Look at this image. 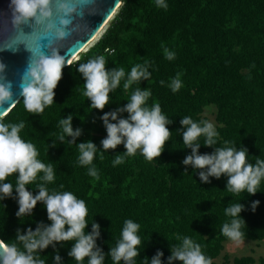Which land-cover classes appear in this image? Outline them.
I'll return each mask as SVG.
<instances>
[{
	"label": "trees",
	"instance_id": "trees-1",
	"mask_svg": "<svg viewBox=\"0 0 264 264\" xmlns=\"http://www.w3.org/2000/svg\"><path fill=\"white\" fill-rule=\"evenodd\" d=\"M165 3L167 9L157 7L156 0H121L104 32L64 68L53 103L34 115L25 109L22 97L0 121L24 123L21 137L36 147L37 159L53 167L55 179L46 184L49 193L72 192L85 201L89 224L85 232L91 231L92 223H99L97 244L105 253L116 246L125 221L131 219L140 225V254L134 258L135 264H146L145 258L158 250L163 251L162 259L168 264L170 244L179 246L185 237L199 244L205 257L215 264L229 240L222 227L233 219L225 212L230 204L245 205L237 217L242 222L243 239L264 241V179L254 196L246 191L230 193L226 176L210 177V183L200 182L199 174L182 164L191 149H184L181 132L176 129L182 127L180 120L185 116L197 123L207 120L205 108L215 106L216 146L245 149L253 164L264 160V0ZM165 49L175 54L173 60L165 58ZM100 55L109 69L123 68L127 74L140 64L151 72L149 79L134 83L128 90L123 89L122 79L110 93L103 112L127 104L136 88L148 90L151 95L145 106L159 104L162 114L174 121L168 125L172 132L161 157L148 161L140 150L127 156L122 144L115 150L99 148L107 135L100 119L103 112L89 107L91 101L83 94L84 81L77 68ZM177 76L182 87L173 92L169 85ZM68 115H73V128L82 129L77 143L91 139L98 146L91 166L78 163V145L68 142L71 137L59 140L58 122ZM204 140L201 136L198 142L203 144ZM212 151L214 148L203 145L200 148L202 154ZM117 155L124 162L114 166ZM92 166L97 170L96 177L88 174ZM42 175L39 173L37 180L28 185L29 191L38 193ZM7 181L15 187L16 174ZM15 196L14 191L12 197L0 200V238L7 247L23 251L22 242L16 238L17 229L35 230L39 222L51 221L41 202L32 215L17 217ZM255 201L259 204L253 208ZM72 243L50 245L34 255L45 264H53L59 249L61 264H77L68 255ZM232 263L264 264V255L235 257ZM83 264H88L87 257ZM104 264L114 262L105 255Z\"/></svg>",
	"mask_w": 264,
	"mask_h": 264
},
{
	"label": "clouds",
	"instance_id": "clouds-1",
	"mask_svg": "<svg viewBox=\"0 0 264 264\" xmlns=\"http://www.w3.org/2000/svg\"><path fill=\"white\" fill-rule=\"evenodd\" d=\"M93 2L94 0H11L13 29L18 36L30 39H17L15 44L0 45V50L17 51L18 45L23 43L31 52L28 65L17 85L28 112L39 115L55 100V89L63 78V70L66 64L71 65L55 45L71 34L70 27L74 25L75 18H83L85 9ZM156 6L165 9L168 7L165 0H156ZM25 24L33 27L31 33H24L21 25ZM44 40H47L46 45ZM44 47L50 49V54L43 51ZM165 58L173 60L175 54L165 49ZM5 69L6 65L0 62V105L10 102L15 95L13 83L4 76ZM77 71L83 77V94L91 101L89 107L101 112L109 104L110 93L120 86L122 79L123 89L128 90L134 83L151 76L146 65L137 64L127 74L123 68L109 69L103 55L80 64ZM169 86L173 92L178 91L182 87L179 76ZM150 95L148 90L136 88L127 104L118 106L113 111L103 112L100 119L107 135L101 140L99 148L105 151L115 150L122 144L127 156L135 155L140 150L148 161L161 157L172 132L168 125L174 121L162 114L159 104L145 106ZM122 113H127V116L121 115ZM72 121L73 115H68L58 122L61 129L59 140L71 137L68 142L78 145V163L91 166L98 146L91 139L77 143L76 138L82 134V129H74ZM180 124L182 127L176 130L181 132L184 149H191V154L186 155L182 164L190 165L199 174L200 182L210 183V177L220 179L226 176V189L230 193L240 194L246 191L249 195L257 194L258 186L264 179V160H257L253 164L248 161L245 149L217 147L218 133L214 124L207 120L197 123L185 116ZM24 126L23 122L5 124L0 121V200L12 197L15 191L19 205L16 215L20 218L32 215L38 202H41L51 223L39 222L35 230L31 227L26 231L18 228L16 238L22 242L24 250H18L15 246L4 248L3 255L0 256L2 264H45L44 260L34 254L44 252L50 245L55 247L66 241H74L68 255L77 264H83L86 257L88 264H104L105 255L110 256L114 264H120L121 261L123 264H135L134 258L140 254L137 250L141 244L137 235L140 225L131 219L126 220L120 240L105 253L97 244L100 236L99 223H92L91 231L85 232L89 225L85 201L78 199L72 192L49 193L46 184L55 179L53 167L37 159L36 147L21 137L20 132ZM201 136L205 137L203 144L198 142ZM202 145L214 148V151L202 154ZM123 162V157L117 155L113 165ZM39 173L43 175L39 177V191L34 194L29 191L28 185L37 180ZM13 174H16L15 187L7 181ZM88 174L93 177L98 175L94 166L88 168ZM258 204L259 201H255L253 208ZM244 209L245 205L242 203L230 204L225 209L226 214L233 219L223 225L222 233L237 245L243 242L244 235L241 231L242 222L237 217L241 216ZM170 251L168 264H175L176 261L181 264H212L211 259L202 253L201 246L188 237L179 246L170 244ZM163 256V251L158 250L152 257L145 258L146 264H164ZM53 264H61L59 249L53 256Z\"/></svg>",
	"mask_w": 264,
	"mask_h": 264
},
{
	"label": "water",
	"instance_id": "water-1",
	"mask_svg": "<svg viewBox=\"0 0 264 264\" xmlns=\"http://www.w3.org/2000/svg\"><path fill=\"white\" fill-rule=\"evenodd\" d=\"M120 5L121 0H94L91 6L85 9L83 18L79 16L75 18L74 25L70 27L71 34L55 45L61 55L65 57L66 62L71 59V62L77 60L79 53L86 50L99 37ZM12 14L11 0H0V45L15 44L17 39H30L16 34L11 23ZM21 28L24 33L33 31V27L28 24L21 25ZM43 43L46 45L47 40H44ZM43 51L50 54V49L47 47H44ZM30 56L31 52L26 49L23 43L18 45L17 51L0 50V62L6 65L4 76L6 80L13 83V92L15 93L10 102L0 105V118L6 115L22 98L17 85L20 82L21 74L28 65ZM4 248L8 247L0 238V256L3 255Z\"/></svg>",
	"mask_w": 264,
	"mask_h": 264
},
{
	"label": "rangeland",
	"instance_id": "rangeland-1",
	"mask_svg": "<svg viewBox=\"0 0 264 264\" xmlns=\"http://www.w3.org/2000/svg\"><path fill=\"white\" fill-rule=\"evenodd\" d=\"M216 111L217 110L215 106H208L205 108L204 111V116L207 118V121L213 123L215 127L217 125ZM245 255H254L255 257L264 255V241L259 242V241L243 239V242L237 245L234 242L228 240L224 243V250L222 251L221 255L215 260L214 263L233 264L232 261L235 257H241Z\"/></svg>",
	"mask_w": 264,
	"mask_h": 264
},
{
	"label": "bare ground",
	"instance_id": "bare-ground-1",
	"mask_svg": "<svg viewBox=\"0 0 264 264\" xmlns=\"http://www.w3.org/2000/svg\"><path fill=\"white\" fill-rule=\"evenodd\" d=\"M119 4H120V3H119ZM119 4H118V5H119ZM73 58H74V57H73ZM71 61H72V59L70 60V62H71Z\"/></svg>",
	"mask_w": 264,
	"mask_h": 264
}]
</instances>
